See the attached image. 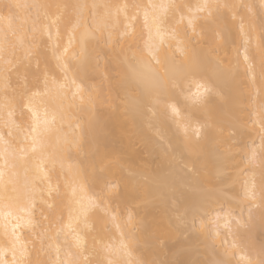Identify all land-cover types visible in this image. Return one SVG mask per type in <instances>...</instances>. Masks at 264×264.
<instances>
[{
    "label": "bare ground",
    "instance_id": "6f19581e",
    "mask_svg": "<svg viewBox=\"0 0 264 264\" xmlns=\"http://www.w3.org/2000/svg\"><path fill=\"white\" fill-rule=\"evenodd\" d=\"M262 37L264 0H0V264L256 260Z\"/></svg>",
    "mask_w": 264,
    "mask_h": 264
},
{
    "label": "snow or ice",
    "instance_id": "6c2138e0",
    "mask_svg": "<svg viewBox=\"0 0 264 264\" xmlns=\"http://www.w3.org/2000/svg\"><path fill=\"white\" fill-rule=\"evenodd\" d=\"M3 7L11 9L14 6L11 4H5L3 5ZM15 7H20V5H15ZM76 7H84V6L77 5ZM92 7L96 8L100 6L93 5ZM163 7L165 6L161 5V8ZM204 7H207V5H205ZM189 23H191V21H189ZM262 40H264V37H262ZM262 55H264V52H262ZM153 58L156 60L157 64L160 63V60L158 58H156L155 56ZM139 64H142V62L136 61L135 64L130 63L128 67H129V71L132 73V77L137 82L144 85V92L141 95V100H142L143 105L145 106L159 102L166 93H168L170 90L176 87H179L180 80L182 79L184 75L183 65H180L179 67L174 66V68L171 71L166 73V76L160 77V76L152 74L151 72L137 71V65ZM190 71H195V69H190ZM45 83L47 85V81ZM199 87H204L205 93H210L211 91V88L209 86L200 85ZM77 90L79 91V87H77ZM191 99L195 103H198V104L205 103L204 94H201L199 92H197V94L194 95ZM173 111L175 112L174 107H173ZM43 123L45 126H47L49 121L45 119ZM39 125H40V121L37 120V127L33 128V132L37 131V128H39ZM45 130H47L46 127H45ZM38 143H39L38 137H34L33 138V151L36 150ZM0 155H3V153L0 152ZM3 178H4V172L0 171V185L3 184ZM247 195L252 199L255 198L254 193L251 190H249ZM237 224L239 225L240 222L237 221ZM248 264H264V251L260 253L259 257L256 260L250 259L248 261Z\"/></svg>",
    "mask_w": 264,
    "mask_h": 264
},
{
    "label": "rangeland",
    "instance_id": "374dc122",
    "mask_svg": "<svg viewBox=\"0 0 264 264\" xmlns=\"http://www.w3.org/2000/svg\"><path fill=\"white\" fill-rule=\"evenodd\" d=\"M221 206H223V205H221ZM219 207H220V206H219ZM223 207H224V206H223ZM220 208H221V207H220ZM206 216H207V215H206ZM207 218H208V216H207ZM194 222L197 223V219H196V218L194 219ZM209 223H211V221H209Z\"/></svg>",
    "mask_w": 264,
    "mask_h": 264
}]
</instances>
